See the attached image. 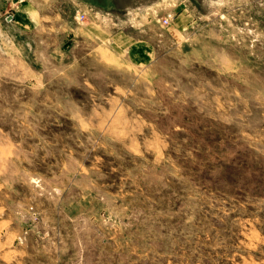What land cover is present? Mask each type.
I'll list each match as a JSON object with an SVG mask.
<instances>
[{
  "label": "rangeland",
  "instance_id": "1",
  "mask_svg": "<svg viewBox=\"0 0 264 264\" xmlns=\"http://www.w3.org/2000/svg\"><path fill=\"white\" fill-rule=\"evenodd\" d=\"M26 3L0 0V264H264V0Z\"/></svg>",
  "mask_w": 264,
  "mask_h": 264
},
{
  "label": "crops",
  "instance_id": "2",
  "mask_svg": "<svg viewBox=\"0 0 264 264\" xmlns=\"http://www.w3.org/2000/svg\"><path fill=\"white\" fill-rule=\"evenodd\" d=\"M26 1V5L32 6L36 15H39L40 8L39 6L37 7L35 6V4H33L34 0ZM27 13V16L31 15L29 12ZM86 23L90 27L92 33H94V35H97L99 39H106L107 41H110L116 49L122 50L124 53H127L128 59L130 61H134V59L141 60L144 58L143 46L145 45H142L140 39L137 38L138 34H136L135 32L133 33L132 30L130 32H126L120 29H114V22L112 19H103V21L98 23L101 24L100 26L96 25L97 23L91 21L90 19H87ZM63 26H66V23Z\"/></svg>",
  "mask_w": 264,
  "mask_h": 264
},
{
  "label": "built area",
  "instance_id": "3",
  "mask_svg": "<svg viewBox=\"0 0 264 264\" xmlns=\"http://www.w3.org/2000/svg\"><path fill=\"white\" fill-rule=\"evenodd\" d=\"M169 15H167V17H165L164 19H163V23H167L168 22V20H169ZM78 19H83V15L82 14H80L79 16H78Z\"/></svg>",
  "mask_w": 264,
  "mask_h": 264
}]
</instances>
